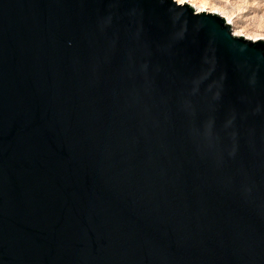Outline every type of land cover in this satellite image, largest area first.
I'll use <instances>...</instances> for the list:
<instances>
[{"label":"water","instance_id":"water-1","mask_svg":"<svg viewBox=\"0 0 264 264\" xmlns=\"http://www.w3.org/2000/svg\"><path fill=\"white\" fill-rule=\"evenodd\" d=\"M0 264H264V39L176 0H0Z\"/></svg>","mask_w":264,"mask_h":264},{"label":"rangeland","instance_id":"rangeland-1","mask_svg":"<svg viewBox=\"0 0 264 264\" xmlns=\"http://www.w3.org/2000/svg\"><path fill=\"white\" fill-rule=\"evenodd\" d=\"M208 12L215 11L231 23L232 31L250 39H264V0H190Z\"/></svg>","mask_w":264,"mask_h":264},{"label":"bare ground","instance_id":"bare-ground-1","mask_svg":"<svg viewBox=\"0 0 264 264\" xmlns=\"http://www.w3.org/2000/svg\"><path fill=\"white\" fill-rule=\"evenodd\" d=\"M177 2H179V3H190L191 5H193L194 7H195V9L197 10V11H199V12H202V11H207L206 10V8H204V7H197L195 4H193L192 2H190V0H176ZM213 13H217V12H215V11H212ZM229 21V20H228ZM229 23H231L230 21H229ZM233 33L235 34V35H237V36H243L242 34H241V31L239 32V31H236V30H233ZM253 40H255V39H253Z\"/></svg>","mask_w":264,"mask_h":264}]
</instances>
